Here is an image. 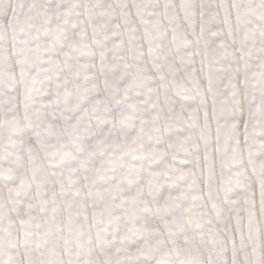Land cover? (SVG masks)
<instances>
[{
  "label": "snow or ice",
  "instance_id": "snow-or-ice-1",
  "mask_svg": "<svg viewBox=\"0 0 264 264\" xmlns=\"http://www.w3.org/2000/svg\"><path fill=\"white\" fill-rule=\"evenodd\" d=\"M0 264H264V0H0Z\"/></svg>",
  "mask_w": 264,
  "mask_h": 264
},
{
  "label": "rangeland",
  "instance_id": "rangeland-1",
  "mask_svg": "<svg viewBox=\"0 0 264 264\" xmlns=\"http://www.w3.org/2000/svg\"><path fill=\"white\" fill-rule=\"evenodd\" d=\"M215 132V127L213 126V133Z\"/></svg>",
  "mask_w": 264,
  "mask_h": 264
}]
</instances>
